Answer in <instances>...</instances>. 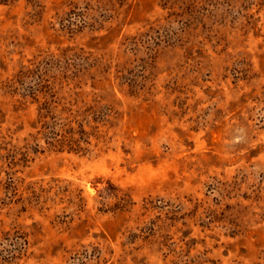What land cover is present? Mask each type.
<instances>
[{
	"label": "rangeland",
	"instance_id": "374dc122",
	"mask_svg": "<svg viewBox=\"0 0 264 264\" xmlns=\"http://www.w3.org/2000/svg\"><path fill=\"white\" fill-rule=\"evenodd\" d=\"M0 264H264V0H0Z\"/></svg>",
	"mask_w": 264,
	"mask_h": 264
}]
</instances>
